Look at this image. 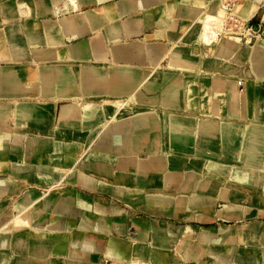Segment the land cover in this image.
Returning a JSON list of instances; mask_svg holds the SVG:
<instances>
[{"label": "crops", "instance_id": "crops-1", "mask_svg": "<svg viewBox=\"0 0 264 264\" xmlns=\"http://www.w3.org/2000/svg\"><path fill=\"white\" fill-rule=\"evenodd\" d=\"M216 3L0 0V264H159L134 232L143 223L171 242L190 223L204 240L240 245L180 249L170 264H236L240 255L264 264V26L250 43L219 32L207 44L201 20ZM24 67L40 71L16 72ZM125 69L137 74L131 85L114 82ZM154 76L180 78V100L152 98L143 83ZM96 97L125 104L108 109L107 122L96 103L83 115ZM182 216L192 221L171 222ZM36 238L45 243L36 253L16 247Z\"/></svg>", "mask_w": 264, "mask_h": 264}, {"label": "bare ground", "instance_id": "bare-ground-1", "mask_svg": "<svg viewBox=\"0 0 264 264\" xmlns=\"http://www.w3.org/2000/svg\"><path fill=\"white\" fill-rule=\"evenodd\" d=\"M227 0H217V5L215 6V10L214 12H210L208 14H206L203 19L201 20V26H202V29H203V32H202V39L203 41L207 42L208 43H211L213 39H215L217 37V33L215 32V29H219L220 30V33L222 32L223 34V37L222 39H229V40H232L236 43H241L242 42V38L237 35V33L234 32L233 33V30L230 29L228 27V24H229V19H227L226 17V5L223 3ZM264 3V2H263ZM262 3V4H263ZM249 6V5H248ZM77 8V7H76ZM258 11V8L256 9L254 6L253 7H245V8H238L235 10V12L237 13V17L240 18V23H248L250 21V18L255 16L256 12ZM239 20V19H238ZM128 29V28H127ZM246 31V30H245ZM244 32V34H246V32ZM32 34V33H31ZM170 40V39H169ZM216 41V40H215ZM260 43H262L261 40H259V42L256 44L257 47L258 45H260ZM252 48V47H251ZM81 50V49H80ZM252 50V49H251ZM251 54V53H250ZM254 54V53H253ZM20 57H21V54H20ZM251 57V56H250ZM249 57V58H250ZM260 57V56H259ZM263 58V57H262ZM253 60V59H252ZM261 61V60H260ZM259 62V61H258ZM135 63V62H134ZM261 64V63H260ZM150 67V66H149ZM264 67V66H263ZM75 68V67H73ZM40 68H37V69H32L30 67H24V68H17L16 69V72L18 74H22V75H25V74H29L32 75L34 77V75H37L38 72L40 71L39 70ZM58 70L56 71V68L55 67H46L42 73H44V75H53L55 72H57L58 74L59 73H65L63 72L64 69L61 68V67H58L57 68ZM152 70V69H151ZM146 71H150V69H146ZM69 73V71H67ZM254 72V71H253ZM93 74H96L98 72H96L95 70H92ZM90 73V74H91ZM76 74L78 77H82L81 76V73H79V71H76ZM88 74V73H87ZM137 74L134 73V71L132 70H128V69H125V72L124 74L121 76L123 77L119 82L118 81H114L116 82L117 84L118 83H121L123 81H126L127 84H133L134 81L137 79ZM36 77V76H35ZM117 77V76H116ZM260 77V76H259ZM83 79V78H82ZM117 80V79H116ZM152 80H154V77L150 78V79H147V81L145 83H143L146 88V91L149 92L150 94H152V98H155V96L157 95V93H159V89H161L162 86H158L155 82H153ZM32 83V82H31ZM116 84V85H117ZM138 84V83H137ZM169 84V89H167V87L165 85H163V87H166L164 88L163 90L160 91V94H162V97H161V103H163L164 105H171V104H175V102L177 100H180V98L178 97V93H180V91L183 90V87H182V82H181V79L178 81V80H175L174 82H171V83H168ZM87 86V85H86ZM122 87V86H121ZM83 89V88H82ZM86 89V88H85ZM128 90V89H126ZM45 91V90H44ZM43 91V92H44ZM85 91V90H84ZM84 91L83 94H84ZM194 92H195V88L193 86L190 85V90H188V106L189 108H194V102H195V98H194ZM82 94V95H83ZM197 94V93H196ZM186 95V94H185ZM235 95V94H234ZM212 97V96H211ZM235 99V98H234ZM182 100V99H181ZM123 101V99L119 98V97H111L110 99H105V98H102V97H96V98H93L92 100H90L89 102L85 101L84 102V106L81 105V107L85 108L86 107V110L84 111V109L82 108V114L84 115L86 112L88 113L89 111H91V107L90 105L92 103H96L97 105H102V107L104 108L105 112L108 111L109 107L111 105H115L119 102ZM134 101L135 99H131L129 101V104L133 107L134 105ZM138 101V100H137ZM235 101V100H234ZM80 103V102H78ZM113 103V104H112ZM148 103V102H147ZM198 104V103H197ZM235 104V103H234ZM78 105V104H77ZM258 105V103H257ZM261 105V104H260ZM92 106V105H91ZM211 106V105H210ZM259 106V105H258ZM89 107V108H87ZM101 107V106H100ZM33 108V107H32ZM30 108V107H26L24 108L23 110H27L29 111L31 114L33 115H36L38 114V112H33V109ZM259 108V107H258ZM212 109V108H211ZM66 111V110H65ZM64 111V112H65ZM68 111V109H67ZM256 111H257V107H256ZM259 113V111H257ZM62 113V112H61ZM79 116V114H78ZM64 117L65 118H71L72 117V114L71 112H65L64 114ZM88 120V119H87ZM92 120V119H91ZM105 120V118H104ZM107 122V120H105ZM104 122V121H103ZM91 123V122H90ZM96 123V122H95ZM105 124V122H104ZM83 125V124H82ZM98 128V125L94 128L96 129ZM93 129V130H94ZM185 129V128H184ZM84 130V129H83ZM213 131V130H212ZM211 131V132H212ZM176 132V130H175ZM186 132V130H185ZM207 133V132H206ZM213 133V132H212ZM228 133V132H226ZM159 135V133H158ZM186 135V134H185ZM149 138V136H148ZM160 138V137H159ZM147 143V142H146ZM198 143V142H197ZM46 144V143H45ZM48 144V143H47ZM206 144V143H205ZM257 144V143H256ZM154 145V144H153ZM36 146V145H35ZM254 146V145H253ZM37 147V146H36ZM48 147V146H47ZM53 147V146H52ZM35 148V147H34ZM43 148V147H42ZM82 149H84V146L81 147ZM154 148V146H153ZM31 149V148H30ZM16 151V150H15ZM46 151V150H45ZM40 153V152H39ZM50 154V153H49ZM35 156V155H34ZM38 156V155H37ZM41 156V155H40ZM39 157V156H38ZM40 158V157H39ZM148 159V158H147ZM135 160V159H134ZM131 163V162H130ZM141 164V163H140ZM139 165V164H138ZM134 168V167H133ZM110 170V169H109ZM192 180V179H191ZM209 184H204V186L202 187L203 190H209L211 189L210 186H208ZM33 197V196H32ZM35 199V198H34ZM45 203L47 205L50 204V199L49 197L45 198ZM29 221V215L27 216H23L20 221L18 222L19 226H24L26 225ZM24 240V239H23ZM212 240V239H211ZM239 241L242 245H250L249 243L252 242V239H250V236L248 234H242L240 235L239 237ZM21 240H18L17 243H16V247H18V244H20V246L22 245L21 244ZM218 242V241H217ZM24 244V243H23ZM18 247V250L20 251H28L29 252H34L36 253L38 250H42L43 247L45 246V243H43L41 241L40 238H36L35 240H33L30 245L26 248V250L24 249V245L23 247ZM3 247H7V244L6 245H3ZM42 248V249H41ZM45 248V247H44ZM214 249V248H213ZM17 250V251H18ZM217 251V250H216ZM137 255V254H136ZM218 262V261H217ZM236 264H259V260L257 258H253V259H248V258H244L243 256H239L238 258V261Z\"/></svg>", "mask_w": 264, "mask_h": 264}, {"label": "rangeland", "instance_id": "rangeland-1", "mask_svg": "<svg viewBox=\"0 0 264 264\" xmlns=\"http://www.w3.org/2000/svg\"><path fill=\"white\" fill-rule=\"evenodd\" d=\"M229 1L230 0H227L225 2H223L225 5H226V9H227V13H226V17L227 19H229V24H228V27L230 28V23L232 21L230 20H234V21H237V22H240V18L237 17V13L235 12L236 9L238 8H245V7H253V6H248V4L245 3L246 0H237L236 3H234L233 6H229ZM264 3L258 8V11L260 12L258 17L254 18L252 21H249L248 23L252 22L253 25H259L260 21H261V18H262V15L264 14ZM257 9V7H255ZM257 11V12H258ZM256 12V13H257ZM239 19V20H238ZM233 23V22H232ZM231 23V24H232ZM248 23H241L240 24V33H237L238 34H244L243 31H245L244 29V26L245 25H248ZM264 26V24H262ZM244 29V30H243ZM247 31V30H246ZM245 31V32H246ZM215 32L218 34L220 32L219 29H215ZM256 32V31H255ZM254 32V33H255ZM246 37H247V42L246 40H243L242 39V42H245V43H250L251 42V34L249 31L246 32V34H244ZM222 37H223V34H222ZM254 42V41H253ZM81 68L82 67H79L78 71L79 73H81ZM37 69V68H36ZM153 70V69H152ZM83 73V72H82ZM156 76H154V80H152L153 82H155L158 86H163L165 84H168L165 79H160V78H155ZM152 78V77H150ZM175 80H180V78H174V80L172 82H174ZM171 83V82H170ZM190 85H188V88L187 90H190ZM164 88H162L163 90ZM160 95V97H162V94H160V89H159V93H157V95ZM123 99V98H121ZM156 101V100H155ZM124 99L123 101L117 103L115 105H111L109 107V110L110 109H113V112H117L118 109H122V106L125 104L124 103ZM113 104V103H112ZM129 106H131L129 104ZM132 107V106H131ZM107 115H105L107 117V121H108V111L105 112ZM105 124L102 123V124H98V128L104 126ZM144 217V216H143ZM176 219V220H175ZM175 221H180V222H185V221H192V220H186L185 217H175V218H172L171 219V222H175ZM190 223H187V225H189ZM187 225H184L183 228L181 229H177V231L175 232V234L173 236L170 235V239L173 240V242L171 241H167L165 237H163L162 235H157L155 233H152L151 230L149 231V229H146V225L143 223L142 226L140 227V229L136 228L134 230V228H132V230H134L136 236L138 235L139 236V243L141 244V246L143 245H147L149 246V249L152 251V250H155V252L157 251V258H154V257H151L149 259V262H154V261H158L159 264H170L172 262V258L175 257L176 255V251L177 250H182L183 253H189V252H192L194 251L195 253H199V251L201 252V250H203V247L205 248H210L214 243H216L218 246H220L222 248V250L224 251H228L230 248H235V249H239L240 248V245H238L236 242H233V243H226V242H223V241H220V242H212V241H207V240H204L202 238H200V236L198 235L199 232H202V230H200L199 228H196V227H187ZM193 232H196L195 234H192L191 230ZM135 236V235H134ZM133 235H131V237H134ZM229 236V235H227ZM225 235H220V234H217V240L219 238H225L227 237ZM169 239V238H168ZM166 242H169L170 243V246H167ZM133 242L132 241H125V242H121L120 245L122 248H132V245ZM216 245V246H217ZM131 246V247H130ZM245 247V245L243 246ZM149 250V251H150Z\"/></svg>", "mask_w": 264, "mask_h": 264}, {"label": "built area", "instance_id": "built-area-1", "mask_svg": "<svg viewBox=\"0 0 264 264\" xmlns=\"http://www.w3.org/2000/svg\"><path fill=\"white\" fill-rule=\"evenodd\" d=\"M237 2V0H230L229 1V6H233L234 5V3H236ZM230 21H232L231 23H230V29H232L233 30V33L232 34H234V32L235 33H240V30H241V28H240V22H237V21H234V20H230ZM262 24H264V14L262 15V18H261V21H260V23H259V26H261ZM256 25H253V23L252 22H250V23H248V25H245L244 26V29L245 30H247V31H249L250 32V34L251 35H253V34H255L254 32H255V30H254V27H255ZM243 29V30H244ZM243 40H246V42H247V38H246V36L244 35V34H238Z\"/></svg>", "mask_w": 264, "mask_h": 264}, {"label": "water", "instance_id": "water-1", "mask_svg": "<svg viewBox=\"0 0 264 264\" xmlns=\"http://www.w3.org/2000/svg\"><path fill=\"white\" fill-rule=\"evenodd\" d=\"M257 28H258V26H255V27H254V30L256 31V30H257Z\"/></svg>", "mask_w": 264, "mask_h": 264}]
</instances>
